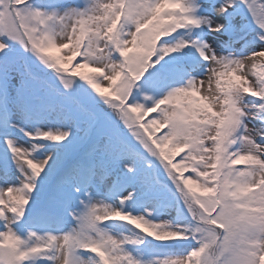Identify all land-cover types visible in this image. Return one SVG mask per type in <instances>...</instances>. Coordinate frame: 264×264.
<instances>
[{"label": "snow or ice", "instance_id": "obj_1", "mask_svg": "<svg viewBox=\"0 0 264 264\" xmlns=\"http://www.w3.org/2000/svg\"><path fill=\"white\" fill-rule=\"evenodd\" d=\"M0 264H264V0H0Z\"/></svg>", "mask_w": 264, "mask_h": 264}]
</instances>
